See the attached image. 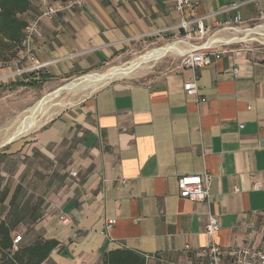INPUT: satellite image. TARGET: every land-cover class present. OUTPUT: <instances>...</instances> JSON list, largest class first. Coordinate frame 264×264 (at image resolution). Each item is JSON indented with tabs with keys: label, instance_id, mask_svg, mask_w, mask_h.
I'll return each instance as SVG.
<instances>
[{
	"label": "crops",
	"instance_id": "1",
	"mask_svg": "<svg viewBox=\"0 0 264 264\" xmlns=\"http://www.w3.org/2000/svg\"><path fill=\"white\" fill-rule=\"evenodd\" d=\"M194 1L214 34L264 22V0ZM180 18L174 0H87L43 18L35 51L51 63L35 75L60 79L128 62L176 37ZM224 50L210 64L169 57L155 75L113 79L0 151L9 163L23 160L1 175L30 172L38 160L48 181L44 213L26 235L59 241L42 264H102L116 250L148 264H204L198 253L213 239L264 249V57ZM193 79L197 95L184 89ZM205 172L209 196L181 197L178 178ZM211 214L220 225L214 238Z\"/></svg>",
	"mask_w": 264,
	"mask_h": 264
},
{
	"label": "rangeland",
	"instance_id": "2",
	"mask_svg": "<svg viewBox=\"0 0 264 264\" xmlns=\"http://www.w3.org/2000/svg\"><path fill=\"white\" fill-rule=\"evenodd\" d=\"M260 26H262V32L259 31L249 33V35L247 34L248 30ZM219 35H224L225 37L232 39L230 43H226L225 41L212 42L215 46L219 45V48L221 49L225 48L232 51V53L236 55L240 54L255 58L264 57V22L252 24L249 27L239 26L236 29H227L223 32L217 31L215 34L214 31H209V34L204 38V41L207 39L211 40V38L215 36L221 37ZM237 37L240 39H235ZM166 38L167 39L164 43L151 47L135 56L133 55L132 60H129L128 62H110L108 64L100 65L93 71L85 72L74 77L67 76L60 79L48 78L47 80H43L37 87L15 86L12 83L16 80H26V78L30 77L29 74L33 71H26L25 73L21 71L30 64L27 60L20 61L18 56L11 61H2L0 59V142L4 141L6 144L5 146L0 147V151L7 149L12 143L20 142L22 138L29 136L30 134H34V132L39 129L42 124H45L47 121L58 115L62 110L94 94L106 84L105 82L101 83L100 80L97 82L87 81L89 74H97L111 67L131 65L133 61L139 59L144 54L158 50L168 44H172L173 42H177L180 39V35L178 34L176 37H174V34L167 35ZM179 46H181V49H184L183 44L180 42ZM169 57H174L176 60L181 61V57L178 52L163 51L160 53L158 59H150L143 64V67L136 69L130 74L122 76L128 75L147 77L155 75L159 71L168 68L167 65L162 67H160V65L158 66L157 62L163 58L168 59ZM40 76H43V74ZM116 78L114 77L109 79L107 83ZM98 82L101 84H97ZM58 91L59 93L57 94ZM39 106L44 107L38 109ZM24 118H30L31 120L38 119L36 124L37 126L35 125V127H33L34 129L32 128L20 136H10V134H12L17 128L19 120ZM9 138L10 142L8 143ZM22 161L23 160L19 158V160L13 159V162L9 163L6 160L5 155L0 153V170L2 169L3 171H6L7 168L12 169V166L14 167L18 164H20L21 168ZM40 163L44 165V161H41ZM27 168L28 167H26L25 171H17V173L11 175L0 174V198L3 196L5 190H8L9 192L8 199H6L5 202H0V215L2 217L5 216L9 209V199L15 190H19V200L27 198L25 205L26 208H30L31 204H36L41 200L39 206L42 209L45 200L42 198L41 194H43V190L46 189L48 181L44 177L45 173L39 169L38 160H34L32 162V171L29 172ZM48 169L49 168H47V170ZM31 231L32 226L22 225L19 228L18 233L23 236L22 242L25 240L26 235Z\"/></svg>",
	"mask_w": 264,
	"mask_h": 264
},
{
	"label": "built area",
	"instance_id": "3",
	"mask_svg": "<svg viewBox=\"0 0 264 264\" xmlns=\"http://www.w3.org/2000/svg\"><path fill=\"white\" fill-rule=\"evenodd\" d=\"M39 11L33 14L27 20L25 33L21 41L20 49L17 53L20 61L27 60L30 64L21 71H38L48 66L51 62H38L35 51V39L41 32V23L44 17L53 18L59 13L81 8L87 0H34ZM174 6L180 13V22L177 25V31L180 39L177 42L183 44L184 49L180 54L181 65L195 67L210 64L212 56L220 58L224 49H216L210 39L204 41L209 34V27L205 23L206 16L198 14L200 2L194 0H174ZM242 23L240 14L232 20L233 25ZM236 29L237 27H231ZM161 31L158 32L160 34ZM238 68L234 69L236 73ZM184 89L189 95L198 94V85L195 79L186 82ZM73 176L77 175V170H71ZM211 174H185L178 178V188L181 197L188 198L191 201H203L209 196ZM67 222L68 218L62 217ZM115 219L108 220V226H112ZM220 229L218 217L214 214L209 216L206 224V232L214 238L216 232ZM23 236L16 234L13 243L14 247L22 241ZM205 258L204 264H264V249H252L247 246L237 248H223L213 241L198 253ZM146 258V257H145ZM146 264L147 261H146Z\"/></svg>",
	"mask_w": 264,
	"mask_h": 264
},
{
	"label": "trees",
	"instance_id": "4",
	"mask_svg": "<svg viewBox=\"0 0 264 264\" xmlns=\"http://www.w3.org/2000/svg\"><path fill=\"white\" fill-rule=\"evenodd\" d=\"M36 10L37 4L34 0H0L2 61H11L17 57L27 25V15ZM29 75L26 80L12 82L13 85L37 87L43 80L50 78L49 74L36 76L35 71ZM8 195V190H5L0 202H5ZM40 201L26 208L27 198L19 200V190H15L11 195L7 213L3 217L0 215V264H42L59 245L55 238L38 236L32 240L26 237L17 248L14 247L13 240L16 234H19V228L22 225L31 227L41 219L44 212L39 206ZM102 264H146V258L129 250H116L106 254Z\"/></svg>",
	"mask_w": 264,
	"mask_h": 264
},
{
	"label": "bare ground",
	"instance_id": "5",
	"mask_svg": "<svg viewBox=\"0 0 264 264\" xmlns=\"http://www.w3.org/2000/svg\"><path fill=\"white\" fill-rule=\"evenodd\" d=\"M261 27L262 26L250 29V30H248L247 34L249 35V33L259 32V31L262 30ZM235 39H240V38L237 37ZM210 41H212V42H218V41H222L223 42V41H225L226 43H230L232 41V39L228 38V37H225V36L224 37L215 36V37L211 38ZM163 51H176L178 53H181L183 51V49H181V46H179V42H173L172 44H168V45H166V46H164V47H162V48H160L158 50H154V51H151V52H148V53L144 54L139 59H136L135 61H133L131 63V65L111 67V68H109V69H107V70H105L103 72L97 73V74H89L87 81L97 82V81L100 80L101 83L102 82L107 83V81L109 79H112L114 77L116 78V77H119V76H122V75H125V74H130L133 71H135L136 69L143 67V64L146 63L147 61H149L150 59H158L160 53H162ZM100 82H98L97 84L100 85L101 84ZM58 93H59V91L57 92V94ZM43 107L44 106H39L38 109L43 108ZM37 120L38 119L31 120L30 118H24V119L19 120L17 128L15 129V131L12 134H10V136L17 137V136H20L22 134H25L26 132L31 130L33 127H35V125L37 124ZM9 140H10V138H9ZM3 143H4V141H1L0 145H2Z\"/></svg>",
	"mask_w": 264,
	"mask_h": 264
},
{
	"label": "water",
	"instance_id": "6",
	"mask_svg": "<svg viewBox=\"0 0 264 264\" xmlns=\"http://www.w3.org/2000/svg\"><path fill=\"white\" fill-rule=\"evenodd\" d=\"M211 43H212V41H211ZM10 142V140L8 141V143ZM6 144L5 143H3L2 145H0V147H3V146H5Z\"/></svg>",
	"mask_w": 264,
	"mask_h": 264
}]
</instances>
